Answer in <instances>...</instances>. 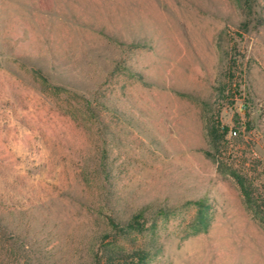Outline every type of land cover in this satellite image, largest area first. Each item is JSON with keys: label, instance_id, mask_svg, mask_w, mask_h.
I'll use <instances>...</instances> for the list:
<instances>
[{"label": "rangeland", "instance_id": "obj_1", "mask_svg": "<svg viewBox=\"0 0 264 264\" xmlns=\"http://www.w3.org/2000/svg\"><path fill=\"white\" fill-rule=\"evenodd\" d=\"M246 19L239 0H0V264H94L139 212L119 245L146 264H264L221 168L264 181V0Z\"/></svg>", "mask_w": 264, "mask_h": 264}, {"label": "trees", "instance_id": "obj_2", "mask_svg": "<svg viewBox=\"0 0 264 264\" xmlns=\"http://www.w3.org/2000/svg\"><path fill=\"white\" fill-rule=\"evenodd\" d=\"M247 19L243 22V30L249 29L250 17L252 15L253 0H239ZM34 72L44 80L47 76L41 68H33ZM208 135L214 148V155L221 158L232 145L228 138L229 128L222 125L216 115L210 114L207 119ZM237 131V127L236 130ZM231 174L238 182L245 197L247 207L264 224V181L255 175L258 167H221ZM143 213L135 214L132 219L122 224L114 218H110V224L115 231V237L107 243L100 244L96 249L94 264H146L153 256L152 247L137 248L131 251L119 245L120 240L132 236L133 233H143L146 230ZM109 236L110 235H106Z\"/></svg>", "mask_w": 264, "mask_h": 264}, {"label": "built area", "instance_id": "obj_3", "mask_svg": "<svg viewBox=\"0 0 264 264\" xmlns=\"http://www.w3.org/2000/svg\"><path fill=\"white\" fill-rule=\"evenodd\" d=\"M231 133L235 135V134H237V131L233 130V131H231Z\"/></svg>", "mask_w": 264, "mask_h": 264}]
</instances>
